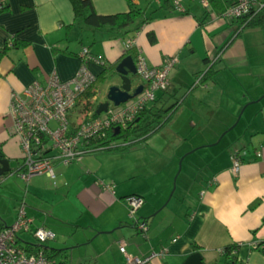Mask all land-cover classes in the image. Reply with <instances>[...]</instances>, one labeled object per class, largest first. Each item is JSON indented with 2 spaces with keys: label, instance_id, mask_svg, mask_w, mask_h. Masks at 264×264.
Wrapping results in <instances>:
<instances>
[{
  "label": "crops",
  "instance_id": "obj_1",
  "mask_svg": "<svg viewBox=\"0 0 264 264\" xmlns=\"http://www.w3.org/2000/svg\"><path fill=\"white\" fill-rule=\"evenodd\" d=\"M132 1L143 8L147 0ZM93 2L99 14L129 10L127 0ZM7 4L8 9L0 12V50L10 39L28 43L13 45L0 59V149L10 164L19 165L17 172L22 153L12 134L14 93L22 94L53 73L61 82L72 80L81 67L79 53L84 47L99 61L88 65L96 76L104 70L102 62H121L129 39L150 66L160 65L166 57L179 59L170 78L171 91L181 102L161 131L139 148L88 154L67 167L56 163V185L48 176H37L45 178L44 186L34 187L50 202L49 214L31 215L27 208L26 212L36 226L52 230L56 238L63 237L55 247L50 245L54 256L64 255L65 260L56 259L58 263L125 264L120 252L123 242L128 253L140 257L166 248L167 254L153 264H264V124L246 131L239 146L218 151L214 161L205 164L197 176L187 173L180 181L179 174L176 182L165 178V173L176 171L180 160L183 172L192 153L212 146L203 142L188 146L181 141L180 128L177 132L167 129L186 102L193 104L189 119L203 118L194 107L216 108L226 99L232 105L231 119L247 103L261 106L264 81L249 85L244 80L248 81L246 70L252 68L251 48L264 47V28L245 30L229 42L239 22L214 12L201 13V0H181L185 13H167L159 2L157 16H150L139 31L129 34L81 28L75 23L71 0H7ZM212 65L216 71L213 77L190 88V83ZM162 95L168 96L159 92L157 98ZM261 109L264 112V105ZM183 139L187 140L185 136ZM234 154L242 158L237 175L232 172ZM130 195L145 200L135 218L148 222L146 233L135 227L129 215L125 198ZM18 209L11 223L0 215L1 228L14 223ZM22 239L28 241L27 235ZM234 245L239 249L230 258L221 253ZM91 248L93 252L76 257L75 250Z\"/></svg>",
  "mask_w": 264,
  "mask_h": 264
},
{
  "label": "built area",
  "instance_id": "obj_2",
  "mask_svg": "<svg viewBox=\"0 0 264 264\" xmlns=\"http://www.w3.org/2000/svg\"><path fill=\"white\" fill-rule=\"evenodd\" d=\"M179 6L178 11H183L181 0H173ZM7 0H0V9ZM202 6L211 10L209 0H201ZM253 3L251 0H236L221 15L227 20H238L249 14ZM13 39L6 46L13 47ZM126 51L135 48L133 39L125 43ZM82 60L76 76L67 82H61L53 73L45 82H34L22 94L14 93L11 99V115L13 117L12 134L17 138L22 153V173L20 177L27 183L37 176H48L56 185L55 164L70 166L79 163L93 148L91 142L96 137H105L111 129L127 128L137 116L156 99L158 93L172 90L170 72L178 64L177 57H166L158 66H150L138 54L135 59L137 68L136 77L140 84L132 86L131 94L139 86L142 92L127 102L115 106L109 102L106 112L94 115L93 109L85 113L84 102L80 97L93 85L96 80L89 69L91 62H99L88 48L84 47L79 53ZM203 75H198L191 83L190 88L202 84ZM261 157V154H257ZM232 172L237 175L242 164L239 154L232 155ZM144 198L139 195H130L125 198L129 215L134 219L135 227L141 232L148 231V222L137 220L135 215L144 205ZM23 235L31 236L34 241H25ZM56 234L44 226H36L35 220L27 215L25 204L20 205L14 223L5 228H0V264H59L54 256V251L49 246L54 241ZM173 242H176L174 240ZM256 248L258 246L255 244ZM120 252L125 258V264H153L155 259L163 258L168 250L152 251L149 255L140 257L127 252L122 242ZM225 254V250H221ZM237 249L232 250L236 254Z\"/></svg>",
  "mask_w": 264,
  "mask_h": 264
},
{
  "label": "rangeland",
  "instance_id": "obj_3",
  "mask_svg": "<svg viewBox=\"0 0 264 264\" xmlns=\"http://www.w3.org/2000/svg\"><path fill=\"white\" fill-rule=\"evenodd\" d=\"M159 2L164 3V0H147L146 2H144L143 9L146 11L147 16H157V12H155V10L158 9V6L160 5ZM198 7L200 8V6ZM201 7V13L203 12V10L206 11L205 7ZM137 23H139V21H137L136 24ZM250 56H252V60L250 61L252 68H248V70H246V72L248 73V75L246 74V76L248 77V81H244L249 85L250 83L254 82L262 83L264 81L263 45L256 48H251ZM120 81L121 80L117 75H109L104 82L97 85L98 102H94L95 109L97 108L99 103L106 100L109 88L116 85ZM140 82L141 81L139 77L134 76L132 86L136 87L140 84ZM226 101L227 102H223L222 104H220L219 107L216 106V108L212 107L211 109L209 108L206 110L202 106H200L198 109L194 107L196 112L203 117L202 119H196L195 117L194 119H189V117L193 114V104L191 100L185 103L183 109L178 113L176 118L167 127V129H172L174 132H177V130L180 128L182 130L181 141L183 143H187L188 146L193 143L202 144V142L203 144H212V146L200 149L199 151H195L194 153H192L184 163L183 172H181V168L183 166L180 160L176 171L172 170L167 174L165 173L166 179L176 182L179 174H181V177L179 178L180 181L185 178V175L187 173L197 176L199 173H202L205 164L207 165L210 161H214V158L218 151L222 150L226 146L228 148H231V146H239V141L242 137L244 138L246 131L250 130L251 128L254 129L256 126H262L264 124V112L261 111V107L264 105V100L262 103H260L261 106L259 108L258 105H248V103L245 104L241 109L237 111L236 115H234L235 119H231V113H233L232 105L230 106V103H228L229 100L226 99ZM171 103L172 102L170 101L167 106H170ZM189 122L194 123L196 126L191 125ZM184 136L187 140L183 139ZM213 141L215 143H210ZM216 143L218 145H216ZM135 147L139 148L140 145H137ZM192 164L195 165L190 168ZM18 167L19 165L16 162L11 163L12 172L0 177V215L2 216L3 221L7 223L12 222L17 207H20L19 204L23 202L26 205L27 211H29L31 215L49 214L47 205L50 204V202L46 201L45 197L34 187L38 186L39 188H41L42 186H44L45 178L35 177L27 183L20 177L22 171L17 172ZM27 238L29 241H34L31 236H27ZM62 240L63 237L58 235L54 241L50 242V245L54 246ZM95 244L97 245L99 243L95 242ZM92 250L93 248H91V250L82 249L80 250L81 252L75 250V255L76 257L79 253H82V255H84L87 251L93 252ZM55 258L59 261L65 260L64 255H58L55 256ZM84 264L92 263L87 262Z\"/></svg>",
  "mask_w": 264,
  "mask_h": 264
},
{
  "label": "trees",
  "instance_id": "obj_4",
  "mask_svg": "<svg viewBox=\"0 0 264 264\" xmlns=\"http://www.w3.org/2000/svg\"><path fill=\"white\" fill-rule=\"evenodd\" d=\"M127 1L129 5V10L127 12L104 15L99 14L95 10L93 0H71L75 12V23L81 28L91 31L108 28L121 31L124 34L137 32L141 26L147 24L151 18L146 15V11L143 8L134 4L132 0ZM251 1L253 7L246 17L237 20L239 24L229 42L240 36L245 30L264 28V0ZM209 2L211 4V10L206 9L205 15L214 12L218 16H221L229 6L236 2V0H209ZM161 8H164L167 13L179 10V6L176 5L173 0H164V4L162 3ZM7 9L8 4L6 3L2 9H0V12H4ZM179 12L185 13L184 10ZM137 21H139V23L136 24ZM150 39L152 42L155 41L153 34H150ZM13 43L15 46H25L28 44L26 42H17V40L13 41ZM224 48H222V50ZM8 49L9 48L5 45L0 50V59L7 53ZM138 54L139 52L135 48H132L126 51L120 61L128 56H131L135 60ZM206 62H209L208 59H206ZM102 64L104 70L96 76L93 85H91L80 97L79 103L84 102L83 109L85 113L93 109L91 100L98 94L97 85L104 82L109 75H118L116 73L117 64L106 65L103 62ZM215 72L213 65L210 66L206 72H204L203 81L206 82L211 79ZM165 94H168V96L165 97V95H162L158 97L150 106L145 108L127 128L120 130L111 129L106 132L105 137H96L93 139L91 142L93 148L88 154L128 151L136 145L145 143L149 138L161 131L172 120L181 102V99L175 97L173 91L166 92ZM171 96H174V100H172ZM170 101L172 103L170 106H167ZM94 115L97 116V113H94ZM0 158H5L1 149ZM21 170L22 166L19 171ZM234 249L238 250L239 247L234 245L225 248V255L230 258L232 250ZM229 264H236V261L230 262Z\"/></svg>",
  "mask_w": 264,
  "mask_h": 264
},
{
  "label": "water",
  "instance_id": "obj_5",
  "mask_svg": "<svg viewBox=\"0 0 264 264\" xmlns=\"http://www.w3.org/2000/svg\"><path fill=\"white\" fill-rule=\"evenodd\" d=\"M116 73L121 80V84L109 88L106 101L101 103L96 111L98 115L107 111L109 102H113L115 106H119L139 95L143 90V86H139L133 94L130 93L132 90V79L137 73L135 60L131 56L124 58L117 65ZM11 170L10 161L6 158H0V177L7 175Z\"/></svg>",
  "mask_w": 264,
  "mask_h": 264
},
{
  "label": "bare ground",
  "instance_id": "obj_6",
  "mask_svg": "<svg viewBox=\"0 0 264 264\" xmlns=\"http://www.w3.org/2000/svg\"><path fill=\"white\" fill-rule=\"evenodd\" d=\"M120 85V84H119ZM254 155V154H253ZM258 161V160H257ZM137 217V216H136ZM35 220V219H34ZM135 228V227H134ZM121 244V243H120ZM49 246H50V244H49ZM59 252V251H58Z\"/></svg>",
  "mask_w": 264,
  "mask_h": 264
}]
</instances>
